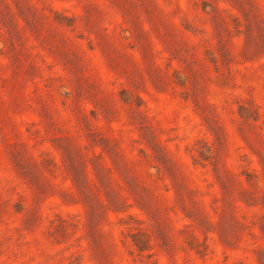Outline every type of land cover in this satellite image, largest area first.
<instances>
[{
  "label": "rangeland",
  "instance_id": "obj_1",
  "mask_svg": "<svg viewBox=\"0 0 264 264\" xmlns=\"http://www.w3.org/2000/svg\"><path fill=\"white\" fill-rule=\"evenodd\" d=\"M0 264H264V0H0Z\"/></svg>",
  "mask_w": 264,
  "mask_h": 264
}]
</instances>
